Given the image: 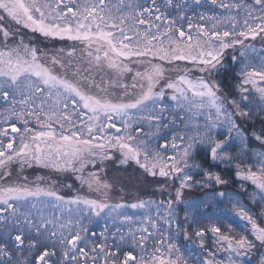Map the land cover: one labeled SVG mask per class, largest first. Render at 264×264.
<instances>
[{
    "label": "snow or ice",
    "instance_id": "1",
    "mask_svg": "<svg viewBox=\"0 0 264 264\" xmlns=\"http://www.w3.org/2000/svg\"><path fill=\"white\" fill-rule=\"evenodd\" d=\"M193 4L223 9L227 15L194 11L189 17L188 0H117L114 5L107 0H0V102L6 105L0 109V181H4L0 184V264H190L174 237L168 235L174 226L173 203L180 200L185 189L228 183L219 172L201 168L196 162L198 151L221 164L235 162L236 176L258 190L249 194L243 184L240 186L260 212L254 216L251 210L238 208L255 240L235 234L230 225L228 232L216 224L196 230L193 235L206 255L192 256L193 264H224L216 259V251L205 248L206 231L213 234L217 251L228 253V264H241L240 258L257 248V242L264 248V153L259 154L254 168L245 166L229 151L235 138L247 139L237 118L245 122L259 119L261 128L252 136L264 144V58L259 63L248 59L246 53L255 49L245 43L257 37L264 41V0H193ZM173 11L175 18L170 15ZM178 21L186 22L187 27ZM16 26L45 38L78 43L82 46L80 63L72 61L77 53L75 43L66 52L61 48L49 56L25 43L23 37L13 39L19 33ZM238 46L244 59L234 55L231 59L242 63L236 85L239 101L228 99L219 83L211 79L224 67L225 52ZM61 53L69 59L64 60ZM153 60L170 64L191 61L209 79H189V69H178L183 74L176 80L165 79L164 68ZM130 63L145 66V71L134 73L131 85L122 79L133 71ZM105 70L115 79L105 83L101 76L97 82L91 75ZM111 88L122 89V94L117 96ZM169 89L175 108L184 111L190 122L204 118L202 128L185 124L181 130L176 125L177 119L183 123L184 118L173 114L171 106L164 103ZM253 95L259 103L249 107ZM133 112L138 115L133 117ZM114 117L126 118L122 135L106 134V128H116ZM32 121L40 130L28 127ZM141 124L152 131L145 132ZM170 127V140L159 136L162 129ZM221 127L226 132L217 139L214 130ZM153 137L164 143L154 147ZM110 149L120 154V164L134 161L152 177L179 180L175 201L170 199L166 206L160 201L155 218L147 216L141 227H130L127 236L119 229L109 234L112 244L105 232L99 234L97 242V234L82 224L84 213L98 216L105 208L116 212L129 207L107 203L112 186L97 172L84 171L89 165L95 167L97 161L113 159ZM169 149L171 155L167 154ZM14 164L21 170L39 165L56 172L71 171L82 186L104 200L79 192L65 198L52 186L9 183ZM194 169H199L197 175L202 173V180L194 179ZM40 198L59 209L61 216L34 214V201ZM153 203L140 201L130 207H151ZM122 215L124 221L134 222L133 217ZM180 231L176 224L175 232ZM185 239H189L186 230ZM258 264H264V256Z\"/></svg>",
    "mask_w": 264,
    "mask_h": 264
},
{
    "label": "trees",
    "instance_id": "2",
    "mask_svg": "<svg viewBox=\"0 0 264 264\" xmlns=\"http://www.w3.org/2000/svg\"><path fill=\"white\" fill-rule=\"evenodd\" d=\"M208 5L203 6L192 5L191 8L197 10H203ZM187 12L186 14H188ZM187 26L185 25V28ZM22 37L31 43L32 46L37 47L41 52H50L59 48L69 49L74 43L68 40H59L58 38H45L39 33H32L30 30L24 29L22 31ZM249 41V40H247ZM255 42V44H261L263 41L257 37L255 40H250ZM231 49L227 50L224 54V67L220 69L218 74H214L211 79H214L219 83L222 90V94L228 99H236L239 101V94L237 93L236 85L238 83V69L239 63L232 62ZM185 68L189 69L190 75L192 76H205L204 73L198 71L192 62H184ZM142 71V69H141ZM209 79V77L205 76ZM252 104L249 107H254L258 105L257 96H250ZM241 107H244L242 104ZM257 110L258 107H257ZM237 122L241 125L247 135V143L241 140H233V146L229 149L234 156L238 155L240 161H243L245 166H253L254 168L258 166L259 157L255 153V150L264 147L259 141L255 140L252 136V132L255 130L259 132L261 128L260 120H252L245 122L241 118H237ZM196 162L200 164L201 168L205 170H210L213 172H219L221 177L228 181V183L223 185L213 184L209 187H193L192 189H185L183 195L179 201H176L179 225L181 226V231L178 233V243L181 245L192 244L199 247V242L193 235V233L200 228H210L212 224H216L221 227L222 231L228 232V226L230 225L235 234L248 235L250 240H255L254 236L251 234V226L247 221L239 217L238 212L232 203L231 198L228 196L230 192L238 195L242 201L249 207L251 213L257 216L260 212L258 204L253 202L249 195L241 189V184L247 189V192L251 194L252 190L255 189L251 182L241 181L236 176L235 162L231 165L221 164L216 161H211L203 151H198L196 154ZM93 172H100V162L97 161L95 167H90ZM105 171L109 176L112 177V182L119 183L121 189L116 193L120 198H124L126 202L132 203L137 202L146 198H156L162 201H169L170 199L175 201V189L179 187V182L177 180H168L166 178L152 177L144 172L139 165H129L128 167H118L116 166L115 158L111 160H106ZM27 171H35V174L43 177H48L53 183H55V190L61 195L74 196L77 192L80 194L84 193V189L76 175L71 171L68 172H56L52 169L39 167V165H33L31 167L26 166ZM21 168L19 164H14L11 171L12 173H19ZM52 174H50V172ZM85 174H86V170ZM199 169L193 172L194 179L202 180V173L197 175ZM71 185V187H68ZM163 186V188H162ZM223 192L225 195L220 196L219 193ZM214 195L213 200L205 202L203 206H199L193 215L190 216L187 212V204L189 202H199L204 201L206 197ZM205 206V207H204ZM187 215L188 219L185 220ZM258 223L260 221L258 220ZM185 230L188 233L189 239H185ZM232 234V233H229ZM205 248L212 251H216V259L227 258L228 253L224 251H217V246L215 245L213 234L206 231V241ZM135 251H138L137 249ZM205 253V252H204ZM264 256V248H260L257 242V248L253 249L248 256L242 257L246 260L247 264H258L260 258ZM248 258H250L248 260Z\"/></svg>",
    "mask_w": 264,
    "mask_h": 264
},
{
    "label": "rangeland",
    "instance_id": "3",
    "mask_svg": "<svg viewBox=\"0 0 264 264\" xmlns=\"http://www.w3.org/2000/svg\"><path fill=\"white\" fill-rule=\"evenodd\" d=\"M76 2L79 3V2H81V0H76ZM107 2L110 5H114V4L117 3V0H107ZM125 2H127V0H125ZM176 2H179V0H174V3H176ZM246 2L247 3H252V0H246ZM65 3H67V0H65ZM158 3H162V0H158ZM188 4H189V8H188L187 12H189V13L186 14V15L189 16V17H192L194 15V11L195 12H207L208 14H213L214 13V14H217V15H227V13L223 9H212V10H209V6H207L203 10H197L195 8H191V6L194 5L193 4V0H188ZM170 15L173 18H175V16H176L175 11L171 12ZM179 23H184L186 25V22L178 21V24ZM16 27L19 29V33L13 39L19 40V38L22 37V35H23L22 31L25 28H23L22 26H16ZM27 30H29V29H27ZM193 35H194V38H195V34L194 33H193ZM24 42L25 43H29L25 39H24ZM245 43L252 45V48L255 49V51L249 50L246 53L247 58L253 60L254 63H259V60L261 58H264V41L261 44H259V45L255 44V42H251L250 40L249 41H245ZM76 47H77L76 56H75V58H72V61H73L74 64L80 63L79 58L82 55V53L80 51V48L82 46L79 45L78 43H76ZM59 49H61V48H59ZM59 49H56V50H53V51H50V52H45V53H47L49 56H51L53 54H57L59 52ZM63 49H65V52L68 50L66 48H63ZM230 51H231V54L236 56L238 60L242 61L244 59V57L240 56V48H239V46L236 49H231ZM60 55H61V57L64 60H68L69 59L63 53H61ZM184 62L189 63L191 61H177V62H175V64H170V63H168L166 61L165 62H161L159 60H153L152 61V63L161 64V66L164 68L165 79H171V80H176L178 75L183 74V73L179 72L178 69H187L184 66ZM232 62H234V64L237 63L236 61H232ZM239 64H240L239 68L242 67V63H239ZM82 66L86 67L87 65L83 64ZM129 67H131L133 69V71L129 72V73H126L123 76L122 79H123L124 83H127V84L131 85L132 82H133L132 81V77H133L134 73L136 71H141V69H142L141 72L145 71V66L141 65V64H137V63H130ZM55 70L57 72L60 71L58 67ZM91 75L94 76V78H95V80L97 82H100L101 76H103L105 83H107L109 80L115 79L114 74L111 71H109V70H105V72H95V73H92ZM69 77L71 78V73L70 72H69ZM199 77H201V75L194 77V76L190 75V72L188 71V78L189 79H192V80L195 81ZM205 79H208V78L205 77ZM164 82H165L164 80H161L160 81V85H163ZM92 91H95V89H92ZM110 91L114 92L117 96H119V95L122 94L123 90L122 89L111 88ZM130 91H132V90L130 89ZM136 91H138V89ZM171 94H172V90H170V89L166 90L164 103L166 105H170L171 106V110H172L173 114H178L180 117L184 118V122L183 123H181L180 119H177L176 125L181 130L184 129V125L185 124H188L190 127H193V128H194L195 124H199L201 126V128H202V126L204 124V118L203 117H197L193 121L190 122L187 119L184 111H181L180 109L175 108V106H174L175 102L170 100ZM4 107H6V105L3 102H0V109H3ZM130 115L135 117L138 114L133 112V113H130ZM0 118H2V116H0ZM83 119H87V117L85 116V117H83ZM101 119L103 120V117H101ZM123 119H126V118L114 117L112 122H114L116 124V128H106V134L109 135V136L122 135L123 134V130H124ZM236 123H238L237 119H236ZM17 126L22 128L23 127L22 122H17ZM136 126L137 125H135V124L133 125V127H136ZM140 126L144 128L145 132L152 131L151 129H149L148 125H146V124H141ZM28 127L34 128L36 130H40V126L35 124L34 121L30 122L28 124ZM117 129H119L120 131L117 132ZM241 129H242V127H241ZM242 131L244 132L245 136L247 137L244 129H242ZM225 132H226V129L224 127H221V128H219L217 130H214V135H215V137L217 139H220V138H223V135H224ZM171 134H173V129L170 127L169 129H162L161 132L159 133V136L167 137L170 140L171 139ZM189 134H192V133L190 132ZM102 135H103V133H102ZM235 139L236 140H241L238 137L235 138ZM242 142L247 143L248 141L246 139V140H243ZM151 143L153 144L154 147L158 148L160 144L164 143V140L163 139H156L155 137H153V138H151ZM110 152L113 154V157L115 158L116 166H118V167H125L126 168L129 165H133V166L137 165L134 161H129L126 164H120L119 160H120L121 157H120V154L117 152V150L116 149H110ZM255 153L259 157V154L264 153V147H260V149L255 150ZM167 154L168 155L172 154L171 153V149H169ZM105 162L106 161H103L102 163L100 162V166H99L100 169H98V170H101V171L97 172V173L100 175V177H101V179L103 181H106L107 183H109L112 186L111 189L108 192L107 203H109L110 205L111 204H124V205H128L129 207H125V208H122V209H117L116 212H110V210L108 208H105L103 211L100 212V214L98 216L95 215L93 212L84 213V219L82 220V224L89 230L90 233L95 232L97 234V242H99V234L101 232H105V235H109L111 233H116L117 229H119V232L121 234H124L125 236H127L128 229L130 227L132 229H136V228L141 227V223L140 222L143 221L147 216L151 215L153 218H155L156 210H157L156 209V204H158L160 201H162V200H158L156 198H146V199H143V200H140V201H149V200L153 201L154 203H153V205L151 207H147L146 206L145 208H135V209L131 208L130 207L131 204L137 203V202H140V201L129 203V202L124 201L125 200L124 198H122V197L120 198L119 196H117L116 193L121 189V185L119 183H117V181L115 183L112 182V180H113L112 177L109 176L107 174V172L105 171V169H104L105 168L104 167L105 166ZM90 167H93V166H90ZM25 168H26V166L23 168V170L19 171L20 174L18 172L15 173V174L12 173V178H10L8 180V182L9 183H11V182L28 183L29 186H35L36 184H40V186H42V187L43 186L55 187L54 186L55 183H53L51 181V179H49L48 177H45L44 180H38V177H42V176H39L38 174L33 175L34 173H36L35 171L29 172ZM85 170H86V174L89 173V172H93L91 169L85 168ZM195 170H197V169H194L193 172ZM52 172L53 171H51L50 174H52ZM24 177H27V180H24ZM157 177L161 178L159 176H157ZM177 181L179 182L178 179H177ZM2 183H4V181H0V184H2ZM83 189H84L85 192L82 193L81 195L88 196V197H90L92 199L104 200V197L101 196L99 193L89 192L87 190L86 186H84ZM254 191H258V190L254 189L251 192H254ZM62 196H64L65 198H70L73 195L72 196H66V195L62 194ZM228 196L231 198L232 203L234 204L235 209H236L237 212H238V208L239 207H244L246 210H250L249 207L246 206V204L242 201V199L238 195L234 194L233 192H230L228 194ZM213 198H214V195H210V196L206 197V199L204 201L189 202L187 204V206H188L187 207L188 214L190 216H192L193 212H195L196 209L199 208V206L201 208V206H203V204H205V202H208V201H210V203H211ZM34 202L36 203V208L32 209L34 214H43V215L50 216V217L53 214L56 217L61 216L60 210L51 207L48 204L46 198H40V200H37V201H34ZM164 202H165V206H166L168 201L167 202L164 201ZM176 205L177 204L174 202L173 203V211L175 213L174 226H173V229L170 230L168 235H171L172 237H174V242L180 246L181 251L184 252L185 256L189 258L190 264H193L192 259H191L192 256H195V257L199 258V257H202V256L206 255V253H204L202 251V249L200 247H198V246H195V245H192V244L181 245L180 243H178V234L175 232V225L179 224L178 211H177V206ZM72 208H73V212L75 214V206H72ZM160 211L164 212L165 208H161ZM122 214H126L128 216L133 217V221L134 222L133 223H129V222L124 221ZM65 215H66V213H65ZM109 244H112L111 235H109ZM148 251L151 252V249L149 248ZM233 259H236V258L233 257ZM249 259L250 258H248V260ZM218 260L224 261V264H228V256H227L226 259L225 258H221V259H218ZM240 261H241V264H247L246 260H243L242 257L240 258Z\"/></svg>",
    "mask_w": 264,
    "mask_h": 264
}]
</instances>
